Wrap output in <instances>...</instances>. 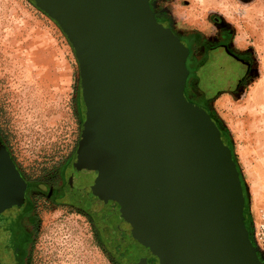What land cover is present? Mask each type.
Instances as JSON below:
<instances>
[{"label":"water","instance_id":"obj_1","mask_svg":"<svg viewBox=\"0 0 264 264\" xmlns=\"http://www.w3.org/2000/svg\"><path fill=\"white\" fill-rule=\"evenodd\" d=\"M78 58L86 120L68 195L122 264H264L233 154L185 95L188 48L152 0H32ZM0 164V201L23 200ZM17 196V195H16Z\"/></svg>","mask_w":264,"mask_h":264},{"label":"rangeland","instance_id":"obj_2","mask_svg":"<svg viewBox=\"0 0 264 264\" xmlns=\"http://www.w3.org/2000/svg\"><path fill=\"white\" fill-rule=\"evenodd\" d=\"M151 7L191 47L185 90L228 131L249 222L257 223L264 209V0H155ZM225 37L231 55L202 53L207 41ZM201 60L206 65L197 69ZM82 95L78 58L61 28L32 0H0V131L26 175L54 194L67 189L81 145ZM38 199L25 226L29 264H114L97 243L92 215L67 199Z\"/></svg>","mask_w":264,"mask_h":264},{"label":"flooded vegetation","instance_id":"obj_3","mask_svg":"<svg viewBox=\"0 0 264 264\" xmlns=\"http://www.w3.org/2000/svg\"><path fill=\"white\" fill-rule=\"evenodd\" d=\"M153 1L155 0H152V3ZM153 11L157 21L163 27L170 28L172 33L188 48V51L190 53L188 58L190 59L192 53L190 52L191 47L188 41L185 40L184 37H182L177 31H175L170 26L169 19L167 18V16L159 15L155 9H153ZM214 20L216 24H220L222 22V20L218 18H215ZM218 48H221L224 52L231 55L229 44L226 43V37L217 43H212L210 41H207V43L201 47V51L202 53L207 55L209 52L214 51ZM243 59H244L243 62L246 64L248 60V56H243ZM203 63H204L203 60H201L197 65V69L198 67L201 68ZM185 95L191 103L198 105L204 108L205 110H207L204 106L194 103L187 94L186 90H185ZM73 162L71 163L72 168H73ZM0 164L10 166L13 168L15 175L13 187H15L16 191H18L16 188L19 187L20 179H22V181L26 183V190L23 193L24 194L23 200L19 198V194L17 193L16 194L17 196L16 195L13 196L12 199L10 200L13 203L11 206H7V204L2 203L0 201V264H29L30 254L29 252L26 254V246L27 244L31 243V240H30V233L26 230L25 226H26L27 218H30L31 220L33 219L32 212H35L36 208L38 207V203L36 202L37 200H39L38 196L43 197L46 195L48 199H52V198H57L59 200L67 199V201L71 205L74 204L71 202L69 198L67 189L62 191L60 194L57 193L54 194L52 189L47 190L38 181L31 180L28 177V175H26V173L24 172V170L22 169V167L19 165L16 158L14 157L13 153L9 149L5 135L1 131H0ZM67 171H70V166H68ZM73 171L74 168L70 175H72ZM33 192H35V194H31ZM0 193H2V185H0ZM244 194L246 198V203H245V209L243 215V223L247 228H249L250 226L252 230L253 229L252 227H254L256 224V220H254V217H252L253 224L249 222V215H251L252 213L249 212L250 209L248 205V199L245 188H244ZM80 210L86 213L85 210L82 209ZM90 217L93 221L95 220L93 216ZM94 222L98 227L96 228L97 243L102 249H104L105 247L107 248L109 255L112 258L114 264H120L119 259L115 256L112 249L108 245L107 237L100 230L96 221ZM250 236L252 237V231L250 233ZM149 264H159V260L156 257L151 256L149 258Z\"/></svg>","mask_w":264,"mask_h":264},{"label":"built area","instance_id":"obj_4","mask_svg":"<svg viewBox=\"0 0 264 264\" xmlns=\"http://www.w3.org/2000/svg\"><path fill=\"white\" fill-rule=\"evenodd\" d=\"M251 240L256 247L258 256L264 262V209L262 210L260 221L253 228Z\"/></svg>","mask_w":264,"mask_h":264},{"label":"trees","instance_id":"obj_5","mask_svg":"<svg viewBox=\"0 0 264 264\" xmlns=\"http://www.w3.org/2000/svg\"><path fill=\"white\" fill-rule=\"evenodd\" d=\"M206 65V62H204L203 64H202V67L203 66H205ZM82 109H83V112H84V107H83V97H82ZM209 112V111H208ZM84 114V116H85V112L83 113ZM209 114L212 116V119L214 120V122L219 126V128L221 129V134H222V140H223V142L225 143V145L229 148H231V141H230V139H229V137H228V131L227 130H225L224 128H222L221 126H220V124L217 122V120L214 118V115L212 114V113H210L209 112ZM85 118H86V116H85ZM230 150V149H229ZM233 159H234V161L236 162V164H237V160H236V157H235V155H234V153H233ZM248 230L250 231V233H251V227L249 226V228H248ZM120 264H122L121 262H120Z\"/></svg>","mask_w":264,"mask_h":264}]
</instances>
